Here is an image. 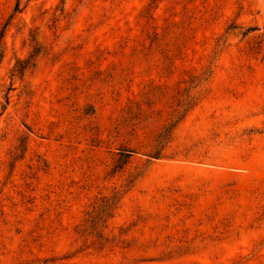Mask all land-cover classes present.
I'll list each match as a JSON object with an SVG mask.
<instances>
[{
	"label": "rangeland",
	"instance_id": "374dc122",
	"mask_svg": "<svg viewBox=\"0 0 264 264\" xmlns=\"http://www.w3.org/2000/svg\"><path fill=\"white\" fill-rule=\"evenodd\" d=\"M0 264H264V0H0Z\"/></svg>",
	"mask_w": 264,
	"mask_h": 264
}]
</instances>
